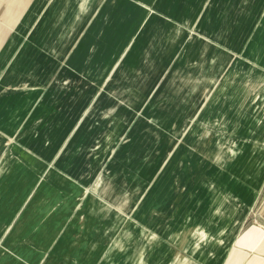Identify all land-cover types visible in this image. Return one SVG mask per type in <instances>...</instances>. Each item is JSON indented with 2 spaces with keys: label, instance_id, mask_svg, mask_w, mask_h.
<instances>
[{
  "label": "crops",
  "instance_id": "1",
  "mask_svg": "<svg viewBox=\"0 0 264 264\" xmlns=\"http://www.w3.org/2000/svg\"><path fill=\"white\" fill-rule=\"evenodd\" d=\"M252 47L264 64V0H0V264H195L165 220L123 209L103 181L101 147L88 144L122 123V106L145 105L162 75L202 74L204 57L217 73L220 54L245 58ZM254 120L243 136L261 143ZM149 132L132 130L136 150ZM242 153L227 169L242 166L244 189L227 192L246 209L221 225L214 210L209 264L232 249L228 264H264V230H246L251 194L264 189V144Z\"/></svg>",
  "mask_w": 264,
  "mask_h": 264
},
{
  "label": "rangeland",
  "instance_id": "2",
  "mask_svg": "<svg viewBox=\"0 0 264 264\" xmlns=\"http://www.w3.org/2000/svg\"><path fill=\"white\" fill-rule=\"evenodd\" d=\"M220 55L217 73L208 72L211 62L204 57L197 61L203 67L202 74L162 75L161 88L151 92L145 105L136 111L122 106L117 112L118 117H124L122 123L111 121L107 138L101 133V138L92 137L88 144L101 147V162L106 163V168L100 169L105 175L103 181L111 182L117 193L122 192L124 201L119 203L123 209L130 214L138 207L136 219L141 223L142 216L150 214L156 225L165 220L172 240L181 237L186 257L195 264L212 261L216 232L210 221H215L214 210L220 211L221 225L231 211L237 220L246 209L227 192L231 187L243 191L242 166L234 173L227 167L232 162L236 165L245 147L253 151L264 144V140L259 143V137L243 136L249 120L254 123V119L262 118L264 123V64L259 52L252 47L245 58ZM230 110L234 112V123L225 127L223 118ZM103 124L94 123L92 129L102 128ZM136 128L150 130L137 150L136 140L131 137ZM247 155L254 160L259 157L258 153ZM250 198L251 223L246 230H264V218L259 214L264 207V189ZM224 226L217 231L225 230ZM237 252L232 249L224 264ZM244 256L252 258L254 253L247 250Z\"/></svg>",
  "mask_w": 264,
  "mask_h": 264
}]
</instances>
